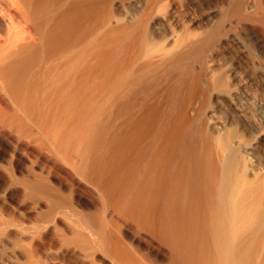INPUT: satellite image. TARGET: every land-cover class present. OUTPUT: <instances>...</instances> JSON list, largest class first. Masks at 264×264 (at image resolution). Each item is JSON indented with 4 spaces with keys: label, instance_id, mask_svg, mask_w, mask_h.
Returning a JSON list of instances; mask_svg holds the SVG:
<instances>
[{
    "label": "bare ground",
    "instance_id": "1",
    "mask_svg": "<svg viewBox=\"0 0 264 264\" xmlns=\"http://www.w3.org/2000/svg\"><path fill=\"white\" fill-rule=\"evenodd\" d=\"M261 144L264 0H0V264H264Z\"/></svg>",
    "mask_w": 264,
    "mask_h": 264
},
{
    "label": "rangeland",
    "instance_id": "2",
    "mask_svg": "<svg viewBox=\"0 0 264 264\" xmlns=\"http://www.w3.org/2000/svg\"><path fill=\"white\" fill-rule=\"evenodd\" d=\"M197 1H199V0H197ZM253 50V47H251V46H249V59L251 60V58L253 59L254 57H253V54H254V50ZM254 56H255V54H254ZM229 57H231V58H236V52H235V50H233L232 51V53H229ZM227 108V107H226ZM224 108L223 109V112H224V114H225V116L228 118V117H230V115L229 114H231L230 112V110H229V108ZM237 132H238V129H236V130H233L232 131V134L234 135H236L237 134ZM259 155H261L263 158H264V144H261L260 145V147H259ZM245 164H246V162H245ZM14 195H12V196H10V200L12 201H14V199L16 200L17 198H18V193H13ZM16 196V197H15ZM12 198V199H11ZM7 214V215H6ZM0 215L1 216H3L2 218H4V219H6V220H16V221H18V222H21V223H27V222H29L28 221V217H27V215L22 211V210H17V209H15V208H13L11 205H9L7 202H5L4 201V199H1V197H0ZM5 215V216H4ZM23 221V222H22ZM11 236V235H10ZM5 237H6V239L7 238H9V235H5ZM5 237H2L1 239H3V238H5ZM0 239V240H1ZM49 242V244H50V241H48ZM0 255H3L4 254V250H3V248H1L0 247ZM24 254L26 255L27 253L26 252H24ZM24 255V256H25ZM43 262V261H42ZM44 263V262H43Z\"/></svg>",
    "mask_w": 264,
    "mask_h": 264
}]
</instances>
